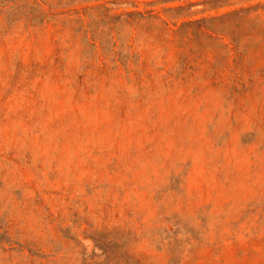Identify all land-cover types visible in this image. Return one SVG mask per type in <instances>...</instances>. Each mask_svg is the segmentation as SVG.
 I'll return each instance as SVG.
<instances>
[{
    "label": "rangeland",
    "instance_id": "obj_1",
    "mask_svg": "<svg viewBox=\"0 0 264 264\" xmlns=\"http://www.w3.org/2000/svg\"><path fill=\"white\" fill-rule=\"evenodd\" d=\"M0 264H264V0H0Z\"/></svg>",
    "mask_w": 264,
    "mask_h": 264
}]
</instances>
